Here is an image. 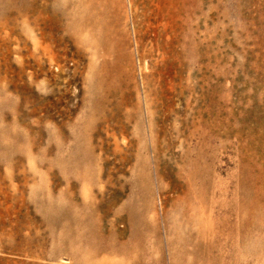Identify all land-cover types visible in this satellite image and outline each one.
<instances>
[{"label": "rangeland", "instance_id": "rangeland-1", "mask_svg": "<svg viewBox=\"0 0 264 264\" xmlns=\"http://www.w3.org/2000/svg\"><path fill=\"white\" fill-rule=\"evenodd\" d=\"M199 8L163 72L131 0H0V264H264V0Z\"/></svg>", "mask_w": 264, "mask_h": 264}, {"label": "bare ground", "instance_id": "bare-ground-1", "mask_svg": "<svg viewBox=\"0 0 264 264\" xmlns=\"http://www.w3.org/2000/svg\"><path fill=\"white\" fill-rule=\"evenodd\" d=\"M131 1L133 3V6H134L133 11L135 13V17L139 18L138 22L135 19V21L137 22L136 23V26H137L136 45H137V47H139V49L141 51V57L146 62V65H149V64L163 65V69H162L163 72L165 70H169V69L171 70L172 68H174L173 67L174 61H177V63L179 62L178 65H186L185 47L189 45V43L187 44V42L190 41V44L192 45L193 50L196 51V53L198 52L197 49L199 47V33H200L199 32V18H198V14L200 12L199 0H131ZM138 10H139V12H138ZM92 16H94V15L92 14ZM132 24L134 25V23H132ZM108 28H110V27H108ZM187 35H189V36H187ZM188 37H190L191 40H189ZM107 49H105V50H107ZM197 63H198V58L197 59L195 58L193 64L197 66ZM149 104H147V105L150 106ZM146 108H148V107H146ZM147 113L149 114L152 112L149 111ZM151 121H153V119H151ZM151 121L149 120V123H151ZM150 126H151V124H150ZM191 132L192 131H190V133ZM192 134H190V135L193 138L194 136ZM189 145H190V143H189ZM190 146H188V147H190ZM192 148H196V147H192ZM189 149L191 150V148H189ZM190 150L189 151L187 150V151L194 153V150H192L193 152ZM197 155H198V152H197ZM193 156H195V155L191 156V161H194L196 159V158L195 159L193 158L194 160H192ZM200 156H202V155H200ZM184 157H186V156H184ZM198 158L199 157H197V159ZM186 159H187V157H186ZM181 160H182V158H181ZM183 160H185V159L183 158ZM187 160H189V158ZM191 161H190V164H191ZM196 161L197 160L194 161V164L192 162L193 166L195 165ZM200 161H202V160H200ZM186 164H185V166H187ZM202 164H204V163H202ZM182 165H181V167H182ZM189 166H191V165H189V163H188V168H189ZM196 166H194V167L196 168ZM177 167L179 168V165ZM204 167H205V165H204ZM204 169H206V168H204ZM189 170H190V168H189ZM184 171H185V169L183 170L182 174L186 175L184 173ZM189 172H191V171H189ZM198 172H199V170H198ZM200 173H202V171ZM200 173H199V175H200ZM205 173H206V171H205ZM175 174H177V172ZM182 174H179V175H182ZM195 174H196V171H195ZM184 175L182 177H184ZM188 175H191V173ZM202 175H204V173ZM192 176H194V175H192ZM178 177L179 176H177V178ZM196 177H198V175ZM200 177H203V176H200ZM179 179H181V177H179ZM203 179H204V181L206 180V182H207V179H205V178H203ZM189 181H192V180H189ZM201 183L199 184L200 186H201ZM195 185H197V184H195ZM199 185H197V186H199ZM204 185L205 184L203 183L202 186H204ZM193 186H191V187H193ZM200 186H199V188H201ZM193 195L194 194L192 192V196ZM188 196H190V195L188 194ZM183 200H185V199H183ZM186 200L188 201V199H186Z\"/></svg>", "mask_w": 264, "mask_h": 264}]
</instances>
